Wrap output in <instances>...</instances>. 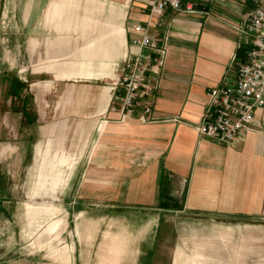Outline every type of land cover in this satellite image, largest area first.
<instances>
[{
  "label": "crops",
  "instance_id": "0c3cea01",
  "mask_svg": "<svg viewBox=\"0 0 264 264\" xmlns=\"http://www.w3.org/2000/svg\"><path fill=\"white\" fill-rule=\"evenodd\" d=\"M199 1L205 7L197 13L167 9L157 16L140 0H0V25L7 4L10 17L25 20V63L16 68L25 72L9 84L14 96L24 87L32 107L20 113L39 137L29 193L52 197L67 176L77 179L75 199L67 194L61 205L64 229L73 234L70 241L65 233L69 248L57 264H264V109L228 143L194 127L205 88L247 45L238 28L252 4ZM135 22L164 45L152 73L153 119L145 121L136 118L139 108L124 120L108 108L112 81L137 51L130 44ZM5 135L0 155L15 146ZM67 138L83 139L68 161ZM4 182L0 169V190ZM159 192L166 204L158 203ZM54 209L50 201L27 203L26 235ZM52 228L47 223L39 234Z\"/></svg>",
  "mask_w": 264,
  "mask_h": 264
},
{
  "label": "built area",
  "instance_id": "2783aa9c",
  "mask_svg": "<svg viewBox=\"0 0 264 264\" xmlns=\"http://www.w3.org/2000/svg\"><path fill=\"white\" fill-rule=\"evenodd\" d=\"M247 12L238 30L247 36V49L242 61L232 55L230 64L220 79L205 88L203 114L194 124L199 134L220 143H228L251 127L254 112L264 109V0H250ZM148 14L161 15L170 9L193 14L203 10L199 0H140ZM148 27L140 22L132 24L130 44L137 51L126 56L112 81L110 110L118 112V119L136 116L140 121L153 119L150 97L156 86L154 67L164 60V45ZM174 119L178 120L175 116ZM184 181V179H183Z\"/></svg>",
  "mask_w": 264,
  "mask_h": 264
},
{
  "label": "rangeland",
  "instance_id": "374dc122",
  "mask_svg": "<svg viewBox=\"0 0 264 264\" xmlns=\"http://www.w3.org/2000/svg\"><path fill=\"white\" fill-rule=\"evenodd\" d=\"M4 9L9 12L2 17L0 25V133H8L5 138L14 141L15 146L13 145L12 150L0 155V169L5 181L0 190V202L4 207L0 209V264H57L60 250L69 248V243L68 246L64 243L65 233L70 241L73 234L68 226L64 229L65 217L61 205L66 202L67 194L75 199L73 185L77 179L67 176L52 197L29 193L36 170L30 155L33 141L39 137L32 128L33 126L25 124L24 117L27 116L25 114L30 111L32 104L28 102L24 87L15 96L8 90L10 89L9 80L15 74L25 72V70L24 72L16 71L17 67H22L25 63V56L22 52L26 36L23 29L25 20L17 18L16 15L13 18L10 17L11 4H7ZM15 49H18V55L15 54L14 57ZM1 76L6 80L3 81ZM23 78L26 77L23 76ZM23 78L20 80L25 82ZM20 109H23L24 117ZM46 120L48 118L44 120L40 118L38 123ZM65 122L68 126L74 123L72 120H65ZM28 132L32 134L26 138ZM10 135L12 137H9ZM82 140L65 139L66 161L73 160L78 154L82 148ZM71 164L74 165V161ZM70 168L71 166L68 171L71 170ZM57 181V179H52V185L55 186ZM39 201H50L56 209L50 213L46 221H41L38 226H34L32 233L27 236L26 233L30 226H28L29 217L26 204ZM31 222L34 223V221ZM47 223H52L53 228L39 234ZM183 230L186 231V227Z\"/></svg>",
  "mask_w": 264,
  "mask_h": 264
},
{
  "label": "trees",
  "instance_id": "16d2710c",
  "mask_svg": "<svg viewBox=\"0 0 264 264\" xmlns=\"http://www.w3.org/2000/svg\"><path fill=\"white\" fill-rule=\"evenodd\" d=\"M246 49H247V45H245L243 48H237L236 50H235V59L237 60V61H242L243 59H244V54H245V51H246ZM15 89H16V87H14V88H10V89H8L9 91H15ZM161 182H163V177H160V183ZM163 195H162V193L161 192H159V197H160V199H159V201H158V203L159 204H166V202H165V200L162 198L161 199V197H162Z\"/></svg>",
  "mask_w": 264,
  "mask_h": 264
}]
</instances>
